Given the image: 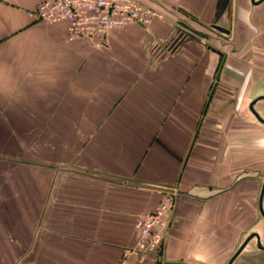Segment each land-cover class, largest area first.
<instances>
[{
	"label": "crops",
	"instance_id": "1",
	"mask_svg": "<svg viewBox=\"0 0 264 264\" xmlns=\"http://www.w3.org/2000/svg\"><path fill=\"white\" fill-rule=\"evenodd\" d=\"M41 1L0 0V264H117L169 196L159 254L130 264H264V5L141 0L148 25L70 39Z\"/></svg>",
	"mask_w": 264,
	"mask_h": 264
},
{
	"label": "built area",
	"instance_id": "2",
	"mask_svg": "<svg viewBox=\"0 0 264 264\" xmlns=\"http://www.w3.org/2000/svg\"><path fill=\"white\" fill-rule=\"evenodd\" d=\"M157 14L155 8L141 0H42L27 12L33 21L64 23L70 39L104 37L109 31L130 22L148 25ZM172 205L169 196L154 211L136 218L137 239L123 249L117 264H130L131 259L142 262L148 255L159 254L166 229L165 215Z\"/></svg>",
	"mask_w": 264,
	"mask_h": 264
},
{
	"label": "water",
	"instance_id": "3",
	"mask_svg": "<svg viewBox=\"0 0 264 264\" xmlns=\"http://www.w3.org/2000/svg\"><path fill=\"white\" fill-rule=\"evenodd\" d=\"M213 28H215L216 30H219L221 32H224V33L228 32V29L223 28L221 26L216 25V26H213ZM215 86L216 87L213 90L212 97H216L217 100L220 99L221 98V95H220L221 91H222V93H225V96H226V98H224L223 103H221V107L216 108L215 115H217L218 120H223V119L225 120L226 119V122H232V120L235 118V115H236V113L234 111L235 110V103H236V99L234 96V90L233 89H230V90L224 89V90L218 91V93H216L217 92V84ZM260 99H264V96H261ZM253 113L255 114V116L257 117V119L259 121L264 120V119H261L259 117V115L257 113H255L254 111H253ZM223 116H225L226 118H223ZM262 122H264V121H262ZM131 184H133L134 186L151 188L154 190L163 191V192H167V193L174 192L173 188H167V187L156 186V185L138 184V183H131ZM262 205H264V178H262V181H261L260 193H259V199H258L259 212L261 215H264V206H262ZM241 248H243V246L239 248V251H237L233 257H235L240 252ZM233 257H232V259H233ZM230 263H228V264H230Z\"/></svg>",
	"mask_w": 264,
	"mask_h": 264
},
{
	"label": "flooded vegetation",
	"instance_id": "4",
	"mask_svg": "<svg viewBox=\"0 0 264 264\" xmlns=\"http://www.w3.org/2000/svg\"><path fill=\"white\" fill-rule=\"evenodd\" d=\"M248 2H250V0H247ZM264 5V0H252V6H259V5ZM262 17H264V10H262ZM226 29H228V32L227 33H225L226 35H227V37L229 38V40H231L232 41V39H233V36H232V31H231V28L229 27V28H226ZM232 43H233V41H232ZM230 46H232V44L230 45ZM216 85V84H215ZM216 87V86H215ZM235 91V90H234ZM234 96H235V93H234ZM235 99H236V96H235ZM257 176V175H256Z\"/></svg>",
	"mask_w": 264,
	"mask_h": 264
}]
</instances>
